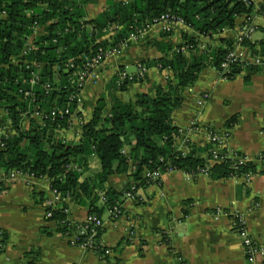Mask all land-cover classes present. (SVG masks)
Returning a JSON list of instances; mask_svg holds the SVG:
<instances>
[{
    "label": "trees",
    "instance_id": "obj_1",
    "mask_svg": "<svg viewBox=\"0 0 264 264\" xmlns=\"http://www.w3.org/2000/svg\"><path fill=\"white\" fill-rule=\"evenodd\" d=\"M88 3L90 0H0V107L14 130L12 136H0V172L4 176L17 172L49 181L50 189L56 190L62 200L51 209V218L45 219L55 222L59 233L64 235L70 230L62 224L66 220L64 200L69 197L85 206L87 215L102 218L122 205L128 191L138 204H145L139 191L157 184L170 171L191 177L203 171L214 181L264 175V155L256 158L262 167L258 171L253 162L229 158L225 149L215 154L216 142L203 148L188 145L186 152H179L175 147L178 129L171 118L181 106L185 90L194 85L202 70L212 67L226 80L240 72V60L227 72L222 68L227 54L236 47H246L264 62V39L255 44L251 39H221L218 45L200 50L196 38L184 36L182 45H162L160 51L170 56L142 65L169 71L164 87H156L152 96L137 94L127 102L111 96L109 108L101 96L90 120L80 125L79 140L65 141L60 132L70 127L78 103L77 99L70 100L77 95L73 74L82 70L99 50L122 49L136 30L152 26L163 14L179 19L198 37L212 38L233 29L238 17L252 12V4L242 0H129L109 1L101 14L87 20ZM39 27H43V34L36 36L23 54ZM185 51L190 54L188 58ZM33 73L37 79L31 86ZM116 79L117 76L113 87L122 92L144 78L122 82L119 87ZM26 91L32 96H25ZM66 108L68 115L50 116L54 109ZM34 112L44 115L41 122L31 118ZM25 118L29 125L23 129ZM235 122V117L228 120L226 129ZM92 156L99 160L101 170L81 179ZM147 172H157L159 176L153 180L145 176ZM123 173H129V182L122 192L104 188L110 176ZM102 231L94 237L96 245H101ZM5 241V234L0 232V252ZM102 251L95 248L100 256Z\"/></svg>",
    "mask_w": 264,
    "mask_h": 264
},
{
    "label": "crops",
    "instance_id": "obj_2",
    "mask_svg": "<svg viewBox=\"0 0 264 264\" xmlns=\"http://www.w3.org/2000/svg\"><path fill=\"white\" fill-rule=\"evenodd\" d=\"M109 1L129 0H90L86 19H95ZM248 2L252 4V12L238 17L233 29L212 38L198 37L182 23L171 24L167 29L153 25L142 37L106 58L80 92L70 127L60 132V136L76 143L80 125L90 120L101 96L109 108L111 96L127 102L137 94L152 96L156 87H164L171 73L156 67L148 68L141 82L129 84L122 92L113 87L118 72L133 74L138 64L169 57L170 54L160 51L162 45H182L186 36L196 38L200 50L211 48L221 39H236L247 22L257 26L252 43L263 40L264 0ZM43 31V27L37 28L30 42ZM235 53L241 65L233 79L226 80L214 68L207 67L194 85L185 90L181 106L171 117L178 129L175 147L184 153L188 145L203 148L209 144L210 133L224 136L222 146L227 154H240L261 171L256 158L264 155V62L255 64L254 58L258 57L252 56L244 46L236 47ZM184 55L188 58L190 54L185 51ZM232 117L236 122L226 129L225 124ZM28 125L29 119L25 118L22 128ZM13 134V127L0 107V136ZM100 170L97 157H89L81 179ZM128 175L110 176L104 188L122 192L129 182ZM5 178L0 172V232L6 236L0 264H249L229 217L213 216L217 209L239 214L254 241L264 240L262 174L248 179L214 181L206 174L191 177L181 171L164 173L157 184L139 191L145 204L126 199L120 218L111 220L107 214L102 216L104 228L100 240L109 249L108 256L71 245L58 232L56 223L45 219L42 202L51 198L46 178L17 176L13 181H3ZM64 201L66 219L70 223L83 222L87 208L76 204L71 197ZM254 264H264V260L256 258Z\"/></svg>",
    "mask_w": 264,
    "mask_h": 264
},
{
    "label": "built area",
    "instance_id": "obj_3",
    "mask_svg": "<svg viewBox=\"0 0 264 264\" xmlns=\"http://www.w3.org/2000/svg\"><path fill=\"white\" fill-rule=\"evenodd\" d=\"M243 2L246 3L247 0H242ZM179 23L181 24L182 22L179 19H176L168 14H163L161 15L157 21L153 24V25H157V26H162L163 29H167L168 26H170L171 24H176ZM183 24V23H182ZM152 25V26H153ZM150 25H148L146 28H144L143 30H136L135 34H132L129 38V40L127 42H131V41H135L138 38L142 37L150 27H152ZM264 26V24H263ZM257 26L256 24H254L253 22H247L243 31L237 36L238 42L243 41V39H251L252 35L254 34V32L256 31ZM32 46V42H30V40L28 41V43H26V46L23 50V54L25 53V51ZM128 46V44L126 43L125 45H123L121 48H124ZM119 51V50H118ZM116 50H108V51H102L99 50V52L92 57L88 62L85 63L84 68L82 70H75L73 77L76 79V92L77 95H72L70 100H75L79 98V94L80 92L84 89V87L86 86L88 80L90 77H92L94 71L98 68V66L109 56L115 54L116 52H118ZM239 61L235 51H232L230 53L227 54L224 62L222 63V68L224 69L225 72H227L229 70V67L233 64H236ZM260 58H254V63L255 64H260ZM29 66H27L26 68H28ZM158 69V68H157ZM148 68H146L145 66H143L142 64H138L136 66V72L133 74H129L125 71H120L117 73V79H116V85L117 87H119L121 85L122 82L128 81V82H132L135 79H141L144 78L146 72H147ZM36 73V72H35ZM33 73L32 74V78L30 79L29 83L31 86H33L36 82L37 79V75ZM73 81V80H72ZM46 88H49V85L46 84L45 86ZM25 96H32L30 91H26L24 92ZM69 114V109L66 108L64 110H58V109H54L51 113L50 116H64V115H68ZM44 117V115L42 113L39 112H34L31 115V118H36L39 119L41 122V119ZM223 140H224V136H218L215 135L213 133H210V142H216L218 145L216 146V149H214V153L217 154L218 152L221 151V149H223ZM229 156V158L231 159H237L239 160V162L241 163H245L246 160L244 158H238L232 155H227ZM201 174H206L205 172L202 171ZM207 175V174H206ZM17 176H25L19 173H15V172H11L10 174L6 175V180L8 181H13ZM145 176L147 178H151L153 180H155L156 178H158V173L157 172H152V173H146ZM51 192V198L48 199L45 203H44V207L49 208L50 210L48 212H45V218H51V209L54 208L62 199L61 197L57 194L56 190L54 189H50ZM134 200V195L131 193V191H128L125 193V200ZM67 214V209H65L64 211ZM123 210H122V205H119L117 207H114L113 209L109 210L107 212V216L109 219L111 220H117L118 218H120V216L122 215ZM62 224H65L64 226H67L70 230L68 232H66L64 234V236L69 240V243L73 246H76L78 248H81L83 250L86 251H92L95 252V248H103V255L102 256H108L110 255V251L109 249H106L101 245H96V242L94 241V237L97 235L98 231L103 230L104 228V221L102 220V218L98 217V216H94V215H87L86 218L84 219L83 222L81 223H70L67 219L62 221ZM236 227V234L238 235V237L241 240L242 243V248L244 250V253L247 257V260L252 262L254 261L257 257L262 258L264 260V240L261 241H254L250 235L248 234V232H246V226L243 222V220L241 221H237L236 224H234ZM80 236L84 237L83 239H80ZM101 242V240H100Z\"/></svg>",
    "mask_w": 264,
    "mask_h": 264
},
{
    "label": "rangeland",
    "instance_id": "obj_4",
    "mask_svg": "<svg viewBox=\"0 0 264 264\" xmlns=\"http://www.w3.org/2000/svg\"><path fill=\"white\" fill-rule=\"evenodd\" d=\"M248 1V0H247ZM246 1V2H247ZM128 71H132V68H128ZM6 179H4L3 181H5ZM8 184V183H7ZM213 216L215 217V218H219V217H229V219H230V226H232V230L234 231V234H236V228H238V227H236L234 224H236V222L239 220V221H241V220H244V218L242 217H240L239 216V214H230L227 210H222V209H217L216 211H215V213L213 214ZM244 222V221H243ZM246 232H248V234H249V231H248V229L246 228ZM237 235V234H236ZM250 235V234H249ZM238 236V235H237ZM251 237V236H250ZM252 238V237H251ZM240 239V238H239ZM253 239V238H252ZM254 240V239H253ZM69 241V240H68ZM241 241V240H240ZM261 241V240H260ZM241 245H242V243H241ZM243 254H244V257H245V259H246V261L249 263V264H254L255 263V261H256V259L254 260V261H252V262H250V261H248L247 260V257H246V255H245V253H244V250H243ZM257 258H259V257H257Z\"/></svg>",
    "mask_w": 264,
    "mask_h": 264
}]
</instances>
